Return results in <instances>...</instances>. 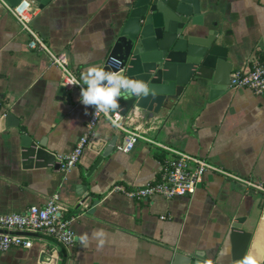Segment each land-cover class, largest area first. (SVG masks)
Masks as SVG:
<instances>
[{
    "label": "crops",
    "instance_id": "crops-1",
    "mask_svg": "<svg viewBox=\"0 0 264 264\" xmlns=\"http://www.w3.org/2000/svg\"><path fill=\"white\" fill-rule=\"evenodd\" d=\"M123 2L52 0L37 9L31 29L52 53L63 54L79 83L90 88L106 75ZM199 6L195 28L202 37L214 34L224 57L222 82L264 64V0H199ZM28 41L0 3V214H22L56 195L75 241L65 248L38 235L30 249L0 253V264H172L176 255L230 264L229 225L236 219H243L242 230L251 235L246 259L264 263V197L243 183L264 182V94L228 86L211 97L209 88L195 86L157 116L133 112L125 124L153 144L139 139L129 153L115 150L87 178L105 147L114 138L115 146L122 141V134L101 119L94 130L99 145L88 146L79 164L64 173L56 159L72 153L92 106L77 90H61L59 70L43 53L28 49ZM113 86L100 96L111 109ZM6 114L24 133L7 127ZM23 135L54 163L25 164ZM156 145L201 159L230 178L207 172L193 195L171 200L134 201L111 193L113 184L131 190L159 176L170 152Z\"/></svg>",
    "mask_w": 264,
    "mask_h": 264
},
{
    "label": "water",
    "instance_id": "water-1",
    "mask_svg": "<svg viewBox=\"0 0 264 264\" xmlns=\"http://www.w3.org/2000/svg\"><path fill=\"white\" fill-rule=\"evenodd\" d=\"M3 1L10 8L27 2L41 10L52 0ZM123 3L117 14L115 39L108 56L120 63V69L113 71L105 65L106 75L98 79L103 84L114 85L112 100L121 116L133 112L157 116L195 86L209 88L211 97L226 91L229 83L220 78L224 57L221 49L214 45V34L208 32L202 37L204 32L195 28L200 26L201 20L199 0H124ZM5 121L7 127L19 128V122L11 114L5 115ZM19 130L24 133L23 128ZM97 142L93 138L90 145L98 146ZM115 144L114 138L87 178L115 152ZM20 157L28 166L36 161L46 167L55 160L50 154L46 156L44 148L26 135L20 139ZM242 223L243 219H236L229 225L230 264H259L246 259L251 235L242 230ZM172 264L206 263L176 255Z\"/></svg>",
    "mask_w": 264,
    "mask_h": 264
},
{
    "label": "built area",
    "instance_id": "built-area-1",
    "mask_svg": "<svg viewBox=\"0 0 264 264\" xmlns=\"http://www.w3.org/2000/svg\"><path fill=\"white\" fill-rule=\"evenodd\" d=\"M0 3L17 21L22 31L28 35V49L43 53L50 64L59 70L62 87L68 93L77 90L82 99L92 106L85 131L72 153L56 159L60 171L68 173L79 164L83 153L94 138V130L101 119L106 120L117 132L122 134V141L115 146V150L120 153H129L139 139L152 143L125 124L124 117L117 110L115 103L113 104L114 109H111L110 105L101 101L100 96L104 93L106 86L112 84H103L97 80L94 86L83 87L68 68L66 57L63 54L52 53L45 46L42 39L31 29V22L38 13L37 9L27 2H22L15 8L8 7L3 0H0ZM105 65L113 71L120 69V63L113 59L107 58ZM229 88L232 90L246 89L256 96L263 95L264 64H255L248 72H234L229 79ZM156 146L170 152L169 158L162 163L159 176L152 182L131 190L113 184L110 187L111 193L121 194L134 201H145L153 196L171 200L176 197L193 195L207 172L218 173L230 178L229 175L212 168L201 159ZM243 183L248 190L264 197V182L245 181ZM161 219L163 220L164 217ZM70 220L62 215L61 205L56 195L50 197L41 207H30L22 214H0V231H3L0 233V253L11 249H30L37 241L38 235L52 238L65 248L70 247L75 241L74 234L70 229Z\"/></svg>",
    "mask_w": 264,
    "mask_h": 264
}]
</instances>
